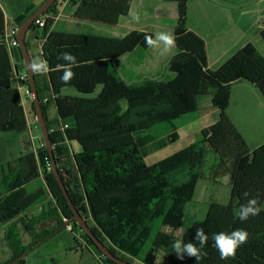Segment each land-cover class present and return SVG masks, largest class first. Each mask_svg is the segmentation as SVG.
I'll use <instances>...</instances> for the list:
<instances>
[{"label":"trees","instance_id":"obj_1","mask_svg":"<svg viewBox=\"0 0 264 264\" xmlns=\"http://www.w3.org/2000/svg\"><path fill=\"white\" fill-rule=\"evenodd\" d=\"M93 1L85 0L83 6L87 5L90 11L99 7V12L86 14L107 22H117L120 13L123 14L130 3V0H124L125 6L115 3L109 7L105 4L108 0H100L101 5L97 6H92ZM176 1L179 8V35L176 39L179 52L169 62L170 70L175 74L170 80L129 84L112 71L115 58L132 51L137 45L147 47L144 37L152 35L149 33L134 31L123 39L50 34L46 39L42 53L50 72L43 78L36 74V81L46 117L50 106L57 109L55 121L47 119L58 166L73 202L93 231L115 254L129 262L264 264V211L244 222L237 215L239 207L248 199L258 198L264 205V144L238 156L236 151L244 149L245 141L227 114L234 83L246 80L264 97V56L253 43H248L219 69H208L204 41L184 29L187 0ZM58 3L59 0L40 18L56 15ZM38 7H31L24 15L17 16V25L20 26ZM32 29H39L36 22ZM48 29L47 26L43 28L46 32ZM4 30L5 15L0 7V132H25L28 122L21 95L9 81L14 69L4 44ZM260 35L264 40V29ZM15 50L21 61L15 66L17 71H26L20 48ZM63 52H70L78 62L71 69L75 76L69 84L61 81L63 69L57 67L65 63L57 59ZM26 85L30 87L29 79ZM98 86H102V90L96 97L84 96L93 94ZM64 87H72L83 96L62 95ZM208 95L219 110L217 122L210 127L209 135L182 152L158 163L147 164L145 158L150 147L158 149L176 142L178 128L173 121L198 111L201 99ZM47 97L48 101H45ZM31 101L32 110L36 112L34 101ZM123 101L127 103L125 110ZM159 123L173 126L172 131L160 139L149 133ZM74 143L78 147H74ZM40 145L37 158L57 200L50 216L56 224L45 232L38 231L36 226L49 215L35 218L31 224L22 216L20 202L27 204V197H34V192L25 195L28 183L38 176L35 152H26L5 162L15 164L18 169L12 172L18 173L16 178L12 174L7 181L10 193H0V220L13 222L19 237L18 224L23 223L32 242L20 248L12 244V255L4 264H10L60 229H67L66 221L74 215L53 174L43 137ZM208 151H214L218 156L215 176L229 177L231 201L228 204L213 202L203 223L193 224L186 210L187 204L193 201L197 183L205 176ZM244 192L250 195L245 197ZM70 227L83 232L87 245L102 261L116 264L103 256L79 224L73 222ZM199 227H203L209 236L203 249L207 255L198 262L187 256L184 260L178 259L172 249L173 241L198 243L195 233ZM183 228L182 235L176 234ZM241 228L248 232V241L237 250L235 258L221 260L212 234L230 233ZM22 262L24 259L19 261Z\"/></svg>","mask_w":264,"mask_h":264},{"label":"rangeland","instance_id":"obj_2","mask_svg":"<svg viewBox=\"0 0 264 264\" xmlns=\"http://www.w3.org/2000/svg\"><path fill=\"white\" fill-rule=\"evenodd\" d=\"M32 1L33 0H4L3 3L5 4H3V6L9 12L14 8V10L19 13L22 7H26L27 4ZM231 1L233 0L226 1L228 3V7L225 4H223V6L219 5V7H224L225 9L215 10L214 8L211 12V20L213 24H215L216 33L223 31L226 27L228 29L231 21L239 22L242 20L243 27L245 29H248L249 27L256 28V25L258 24L264 25V0H238V3H235L236 0L233 2ZM189 8V1L187 0V14ZM25 13L26 12L24 11L23 13L18 14V16L24 15ZM134 15H136V12L133 16ZM259 16L262 21H257ZM121 19L124 20L123 17ZM167 19L169 20L170 18ZM197 22L200 25L205 23L203 13L201 11H198ZM13 24L16 25L17 23L15 21L12 23L9 21L7 23V27H10ZM190 25L192 26L191 21L187 26L190 27ZM187 26H184L185 29H187ZM101 27L104 28L98 29L90 25H81V28H79L78 31L81 33H93L106 37H118L117 33L120 31L118 28L112 26H108V28H106V26ZM135 31L139 32L137 30ZM234 31L235 29H233V32ZM230 38H232V36L230 35V32H228L226 37L228 42L224 44L222 42L221 47L228 46L230 44ZM214 40H217V38H214ZM255 44L259 51L264 55V40L261 38L259 41H256ZM68 90L70 91L66 93L70 92L71 95H83L78 93V91L73 88H69ZM101 90L102 86H98L93 94L84 96L96 97ZM22 96L24 97L23 100L25 104L29 106L30 102L25 96L23 90ZM210 98V96H204L200 101V105L203 106L204 110L192 112L173 121L178 128L177 133L179 139L176 142L162 148L155 149L150 147L148 152L149 155L145 158L147 164L158 163L177 152H182L183 150L191 147L193 144H196V142H200L203 137L209 135L210 127H212L218 119V116H213V107V109H211V107L205 109L209 105L206 104V102L210 100ZM122 106L125 110L127 108V103L123 101ZM31 114L30 122L31 128L33 129V136H31V140L28 138V144H24V154L26 152H35L37 158L38 154H40L38 148L41 147L40 142L43 136L41 128L37 125L36 112H33L32 110ZM227 114L233 121L236 130L245 141L244 149H242L241 152L236 151L238 156L245 155V152L249 153L254 151L264 144V97L255 85L246 80L233 84ZM172 127L171 123H159L155 125L149 133L160 139L166 137L172 131ZM27 130H29V128ZM16 135L17 134L15 133H0V157L3 156L4 158L9 159L13 158V155L18 154L17 145L15 143H10L13 141V138H15L13 136ZM73 145L74 147H78L76 143ZM43 151L44 150L42 149L41 153H43ZM46 161L47 160H45V166L48 165L46 164L48 161ZM0 163V193H2V195H6L10 193V191H8L7 181H9L10 177H12V171L18 168L15 164ZM218 163L217 154L214 153V151H208L204 169L205 176L197 183L193 201L187 204L186 210L189 214L190 221L194 222L193 224L203 223L208 209L213 202L228 204L231 201L232 190L229 177L215 176L214 170ZM40 165L41 164H39L37 158L38 176L36 175L26 186L27 195L25 196L31 195L34 192V197L30 198L28 196L27 198H29L28 201L30 203L28 202L27 204L21 201L20 208L22 209V216H25L30 224L35 218L38 219V217L41 218L43 215H49L48 218L41 219L39 225L36 226L38 231L45 232L47 228L56 224L50 216L53 210L51 208H55L57 200L51 191L49 181ZM17 173L18 172L13 174L15 178ZM28 207V210H23ZM22 216L20 218H22ZM18 226L20 227V237L17 233V228L13 225V222L5 223L0 220V264H4L11 257L12 254H10V252L13 248L11 246L12 244L15 245L16 248H20L21 245L30 244L32 242V236L27 233L23 223H19ZM67 228L68 229L62 228L59 232H55V234L50 236L46 241L25 256L23 258L24 262H17L15 264H106L101 258H99V255H97L93 249L86 247L88 245L85 241L83 232L79 228H73L72 230L70 225H68ZM183 232L184 228L176 231V234L182 235ZM161 255L162 254H160L159 257H161Z\"/></svg>","mask_w":264,"mask_h":264},{"label":"crops","instance_id":"obj_3","mask_svg":"<svg viewBox=\"0 0 264 264\" xmlns=\"http://www.w3.org/2000/svg\"><path fill=\"white\" fill-rule=\"evenodd\" d=\"M42 1L43 0H33L32 2H29L26 7L25 6L22 7L21 11L17 13V11L14 10V8L12 11L10 10V12L6 10L5 7L3 6V4H5L3 3L4 0H0V7L5 15V30L6 28H8L7 23L9 21L11 23L14 22L18 14L23 13L24 11L26 12L27 9H29L30 7L40 6L42 4ZM84 1L85 0H59V3L57 5L58 8L57 15H54V17L49 16V18L47 19V27L49 28L48 31L46 32L45 30L39 28V29H32L31 31L28 32L27 42L30 48L32 59L37 56L45 59L42 53V46L46 41V39L50 36V34H67L73 36L76 35L103 36L93 33L90 34L81 33L80 31H78V29L81 28V25H90L98 29L104 28L101 26H106V28H108V26L118 28L120 30L117 33L118 37H112V36L109 37L116 39H123L135 30L141 33L145 32L152 35H154V33L157 31H165L173 34L176 37V39L177 36L179 35V33L177 32V28L179 27V12L177 8L178 2L176 0H130L128 9H124L123 14L120 13L117 22H107L105 20L98 19V17H94L92 15L86 14V13L97 14L99 12V7H95L94 9L92 8V10L90 11L89 9H87L88 8L87 5L86 7H84L85 6ZM188 1L190 8L187 14L185 25L187 26L191 21L192 26L191 25L190 27L187 26V29L185 28L184 29L186 32H191V31L194 32L204 41L208 69L212 71L219 69L229 58H231L236 52H238L243 47H245L248 43H253L256 46L255 42L261 39L260 32L264 29V25L258 24L256 25L257 26L256 28L249 27L248 29H245L243 27L242 20H240L239 22L231 21L228 29L226 27L223 31H219L218 33H216L215 24H213L211 20V12L214 8L215 10H223L224 7H219V5L223 6V4H225L227 6L228 3L226 1L228 0H214V1L188 0ZM236 1L235 3H238V0ZM115 3L124 4V0H108V2L105 4L109 5V7H113ZM97 5H101L100 0H94L92 2V6H97ZM198 11H201L203 13L204 22H205L203 23V25H200L197 22ZM135 12L136 15L140 17L139 22H136L132 18ZM122 17L124 18V20L121 19ZM167 18L170 19L168 20ZM257 21H262L260 16L257 18ZM233 29H235L234 32ZM228 32H230V35L232 36V38L229 39L230 44L228 46L221 47L222 42L223 44L228 42V39L226 40ZM214 38H217V40H214ZM5 46L8 50L12 62V66L14 69L13 74L11 73L9 81L11 82L12 87L17 88V80L15 78V70H16L15 66L17 64H21V61L18 54H16L15 49L11 51L6 44ZM178 52H179V46L177 44V40H176V46L172 49L170 53H168L165 56L159 55V49H152V48L144 47L142 45H137L132 51L126 52L114 59L112 71L129 84H138L146 80H164V81L170 80L174 77L175 74L170 70L169 62L171 58ZM48 74L45 77H48ZM40 77L43 78L44 75H40ZM69 88L72 87H64L61 90V94L67 96L79 97V95H71L70 92L66 93L70 91L68 90ZM18 90L21 95L22 105L28 122L27 129L29 128V130L25 132H16V131L5 132L9 134H13V133L17 134L16 136H13L15 138H13V141L10 142L12 144L15 143L18 147L17 148L18 154L13 155V158H16L24 154L25 152L24 144H28V138H30L31 140V136H33V129L31 128V122H30V116L32 115L31 100L27 98L30 102L29 106H27L23 100L24 97L22 96V90L20 89ZM206 104L209 105L205 109H208L210 107L211 109L213 108L216 109L213 106L211 98L206 102ZM214 109L212 110L213 116L214 117L219 116V110L217 109L214 110ZM201 110H204V108L203 106L200 105L199 111ZM47 117L49 121L51 122L55 121L57 117V109L55 106H50L47 112ZM13 158L7 159L1 156L0 162L5 163Z\"/></svg>","mask_w":264,"mask_h":264},{"label":"clouds","instance_id":"obj_4","mask_svg":"<svg viewBox=\"0 0 264 264\" xmlns=\"http://www.w3.org/2000/svg\"><path fill=\"white\" fill-rule=\"evenodd\" d=\"M139 19L140 17L138 15L133 16V20L136 22H139ZM144 40L148 48L159 49L160 56L167 55L176 46V37L165 31H157L154 35H146ZM57 59L65 62L62 65H57L58 68L63 69V74L60 79L64 84H69L75 76V73L71 69L77 65V58L70 52H63ZM30 69L34 74L47 76L49 65L45 59L37 56L33 58ZM243 195L248 197L250 193L244 192ZM261 211H264V205L260 204L258 198H251L239 207L237 215L240 221L244 222L250 217L260 215ZM248 238V232L242 228L233 230L230 233L219 232L212 234L215 248L218 250L221 260L235 258L237 250L248 241ZM195 240L198 243H185L179 239L173 241L172 249L178 259L184 260L187 256L189 258H195V261L198 262L203 256L207 255L203 249L208 243L209 236L203 227L196 229ZM197 244L199 247H197Z\"/></svg>","mask_w":264,"mask_h":264},{"label":"water","instance_id":"obj_5","mask_svg":"<svg viewBox=\"0 0 264 264\" xmlns=\"http://www.w3.org/2000/svg\"><path fill=\"white\" fill-rule=\"evenodd\" d=\"M57 0H46L44 3H42L39 8L30 16L28 17L20 26L18 33L16 35L17 40L19 41V48L22 53V57L25 63L26 71L29 77L30 81V88L33 92V101L35 105V110H36V118H37V125L41 128L43 140H44V145L49 153L50 156V163H51V168L53 171V174L55 176L56 181L58 182L64 196L66 197L68 203L70 204V207L74 213L73 217L66 221V225H70L72 222H75L79 224L82 229L89 235V237L93 240L95 245L99 248V250L102 252L103 256L105 258H108L115 262L116 264H135L132 262H129L117 254H115L107 244H105L93 231L91 226L89 225L87 219L85 216L79 211L77 206L72 200V197L68 191V188L66 186V183L62 177L60 168L58 166V162L56 159L55 151H54V145L52 142V138L50 135V130L48 127V119L45 115V111L42 106V102L39 96L38 92V87H37V81H36V74H34L31 69H30V64L32 62V55L30 52V48L27 42V35L28 32L32 30V25L34 22L40 18L45 16L48 12L49 9L56 3ZM55 234V233H53ZM52 234V235H53ZM51 235V236H52ZM50 237V236H49ZM49 237L39 241L36 243L32 248L28 249L26 252H24L19 258L11 262L10 264H15L22 260L25 256H27L33 249L37 248L39 245H41L44 241H46Z\"/></svg>","mask_w":264,"mask_h":264},{"label":"built area","instance_id":"obj_6","mask_svg":"<svg viewBox=\"0 0 264 264\" xmlns=\"http://www.w3.org/2000/svg\"><path fill=\"white\" fill-rule=\"evenodd\" d=\"M57 15V14H56ZM49 16L54 17V15H48L46 18H38L35 22L36 25L43 29L47 26V19ZM19 30V25H12L4 31L3 40L5 44L8 46V48L13 51V49H16L19 47V41L16 38V35ZM15 78L17 80V88L24 91L25 96L33 100V92L29 86L26 85V82L28 81L29 77L26 71H17L15 70ZM45 101H48V97L45 99ZM65 127H68V125H65ZM51 165V163H50Z\"/></svg>","mask_w":264,"mask_h":264},{"label":"flooded vegetation","instance_id":"obj_7","mask_svg":"<svg viewBox=\"0 0 264 264\" xmlns=\"http://www.w3.org/2000/svg\"><path fill=\"white\" fill-rule=\"evenodd\" d=\"M73 223V222H72ZM86 247H88V248H91V247H89V246H86ZM91 249H93V248H91ZM94 250V249H93ZM100 258V257H99Z\"/></svg>","mask_w":264,"mask_h":264}]
</instances>
